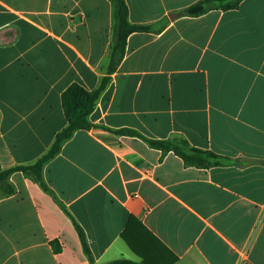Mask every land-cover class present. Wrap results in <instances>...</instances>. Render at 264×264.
I'll return each mask as SVG.
<instances>
[{
	"label": "crops",
	"instance_id": "crops-1",
	"mask_svg": "<svg viewBox=\"0 0 264 264\" xmlns=\"http://www.w3.org/2000/svg\"><path fill=\"white\" fill-rule=\"evenodd\" d=\"M197 1L125 0L129 22L152 31L127 37L92 127L44 165L48 191L21 172L9 176L0 264H90L62 208L93 264L141 261L121 238L129 217L166 248L157 264H264V0L171 19ZM110 27L108 0H0L1 170L48 151L66 126L61 93L71 83L92 91L107 76ZM122 129L183 139L228 162L185 166L114 133ZM127 235L139 248L137 224Z\"/></svg>",
	"mask_w": 264,
	"mask_h": 264
},
{
	"label": "trees",
	"instance_id": "trees-1",
	"mask_svg": "<svg viewBox=\"0 0 264 264\" xmlns=\"http://www.w3.org/2000/svg\"><path fill=\"white\" fill-rule=\"evenodd\" d=\"M111 5V27H110V51L106 66L107 76L101 78L98 86L92 91H86L77 83H71L61 93V107L66 120V126L55 135L52 145L48 151L41 156L35 163L26 166H15L5 170L0 169V196H10L15 193L13 186L8 182L9 176L14 172H21L27 178L37 183L39 187L47 192L48 188L42 178L44 165L54 158L60 151L63 143L69 140L73 133L78 130H89L92 124L89 121V116L93 112L95 103L102 91L109 82V76L122 61L125 55L126 39L131 33L136 32H151V26H142L131 24L127 17V6L125 0H108ZM244 0H199L179 11L170 14L171 19L179 17L196 18L207 14L210 11H229L235 10ZM168 23L165 20L163 27ZM162 27V28H163ZM161 29V28H160ZM117 135L142 138L147 145L159 150L162 155L172 153L179 157L185 166L206 169L211 166H218L227 163V159L214 154L210 151H205L191 147L187 141L183 139L173 140H150L143 138L136 131L130 129H122L114 132ZM67 217L71 220L75 227L79 240L81 242L84 255L88 258L89 263L93 264V257L88 248L87 239L82 228L76 222L74 217L65 209L62 208ZM134 222L143 232L139 248L135 246L128 238L127 231L130 224ZM121 238L125 241L128 247L140 257V262H132L127 260H116L107 264H157L160 261L161 250L166 248L157 240L150 232H148L137 220L129 217L126 228L121 234ZM50 246L53 253L60 252V246L56 240L50 241ZM175 261V257L166 260L159 264H171Z\"/></svg>",
	"mask_w": 264,
	"mask_h": 264
}]
</instances>
